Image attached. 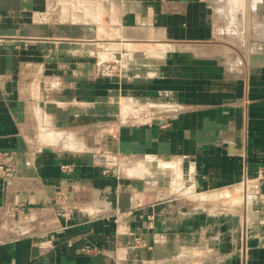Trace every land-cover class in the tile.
Listing matches in <instances>:
<instances>
[{
	"label": "crops",
	"instance_id": "crops-1",
	"mask_svg": "<svg viewBox=\"0 0 264 264\" xmlns=\"http://www.w3.org/2000/svg\"><path fill=\"white\" fill-rule=\"evenodd\" d=\"M50 1L0 0V264H264V0L245 56L215 0H67L102 54L34 20Z\"/></svg>",
	"mask_w": 264,
	"mask_h": 264
},
{
	"label": "rangeland",
	"instance_id": "rangeland-1",
	"mask_svg": "<svg viewBox=\"0 0 264 264\" xmlns=\"http://www.w3.org/2000/svg\"><path fill=\"white\" fill-rule=\"evenodd\" d=\"M61 1L69 3L67 5L58 4ZM256 1L258 2V0ZM51 2L46 5L45 11L34 13V20L41 21L50 26L48 28L50 36L55 35L64 38L79 36L81 39L93 37L96 40L94 42L99 47L98 53L102 54L104 52V48L102 47L105 46V41L103 40L106 37H110L111 30L103 25L104 22L101 19L96 21L98 13L92 10L88 3L67 0H56L53 4ZM215 2L220 9L219 19L224 20L226 24L222 30L227 35L236 39L237 43L233 42L235 39L232 43L238 48L237 52L245 56L246 52L253 51L252 49L256 46L255 38L258 36V29L254 26V22L256 21L254 14L256 15V13H251L248 8L249 3L252 5L255 0H244L242 5L235 3V0H215ZM99 62L111 63V60L101 58ZM117 63L119 65V62ZM97 66L99 68L100 65ZM118 68L120 70V67ZM103 127L104 125L97 127L96 134L98 136L104 135V132H102ZM236 191L237 195L241 197L239 187L236 188Z\"/></svg>",
	"mask_w": 264,
	"mask_h": 264
},
{
	"label": "built area",
	"instance_id": "built-area-1",
	"mask_svg": "<svg viewBox=\"0 0 264 264\" xmlns=\"http://www.w3.org/2000/svg\"><path fill=\"white\" fill-rule=\"evenodd\" d=\"M118 61H114L111 63L107 62H98L97 65H100L98 68V74L104 77H113L117 76L120 72L119 65H117ZM98 67V66H97ZM14 157L12 153L8 151H0V179L3 181H7L12 178L15 174V163ZM263 170L260 171L259 175H262ZM260 178V176L258 177ZM247 179L244 178L240 184L239 189L241 191L242 200L247 202H251L256 199L261 194L260 182L259 179ZM22 215L19 216L17 212V220L20 222H24L27 218V212L20 211Z\"/></svg>",
	"mask_w": 264,
	"mask_h": 264
}]
</instances>
